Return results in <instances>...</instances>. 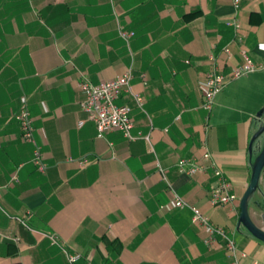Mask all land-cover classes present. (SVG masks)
<instances>
[{
	"label": "crops",
	"instance_id": "crops-1",
	"mask_svg": "<svg viewBox=\"0 0 264 264\" xmlns=\"http://www.w3.org/2000/svg\"><path fill=\"white\" fill-rule=\"evenodd\" d=\"M233 1L0 0V264H69L67 255L79 256L75 264H232L225 241L206 246L209 235L174 205L172 190L234 239L238 264H264V243L239 230L264 70L228 84L210 114L198 90L207 74L239 65L242 50L264 61V0H241L238 11ZM120 29L134 36L126 41ZM129 69L144 108L127 94L118 104L132 108L139 138H99L94 123L80 127L87 118L81 83ZM22 109L33 119L46 173L22 139L15 119ZM207 152L234 203L211 202L216 179ZM182 159L208 168L181 174ZM254 202L264 208V170ZM254 202L250 214L263 227Z\"/></svg>",
	"mask_w": 264,
	"mask_h": 264
},
{
	"label": "built area",
	"instance_id": "built-area-1",
	"mask_svg": "<svg viewBox=\"0 0 264 264\" xmlns=\"http://www.w3.org/2000/svg\"><path fill=\"white\" fill-rule=\"evenodd\" d=\"M233 2L235 10L238 11L240 9L241 0H234ZM229 25L234 27L235 31L238 32L240 26L237 22L233 21ZM120 36L128 41L134 36V33H128L120 29ZM237 38L241 41V38L238 36ZM224 53L228 60L232 59L233 54L229 46L224 49ZM240 55L242 59L241 63L231 68L228 73H222L216 69L207 74L198 83V90L203 98L201 108L207 113L210 114L213 111L217 97L228 84L249 74L264 70V61L255 63L246 50H242ZM132 79L133 73L131 69L114 80L104 81L99 84H93L85 79L81 83V89L85 94V98L81 103V108L83 112L86 113L87 118L82 120L79 126L82 127L86 122L94 123L99 138H103L112 132H121L127 140H137L139 137L134 136L132 133L134 129V122L131 115L132 108L128 105L118 104L120 96L122 94H127L133 98L135 105L143 110L144 100L142 96L134 93L132 89ZM15 119L20 125L23 141L34 145V165L38 168L39 172L46 173L47 164L44 161L41 148L35 140V128L30 112L27 109H22L15 116ZM146 139L148 140L149 138L147 137ZM203 160L213 169L216 179V183L211 191V202L218 206L234 203L238 198L232 192L231 183L226 178L222 169L212 160V156L208 152L203 155ZM207 168L208 166L205 164L187 159L180 160L177 165L178 172L188 176H194ZM159 169L164 181L169 184L165 171L160 166ZM14 181H16V178H14ZM172 192L174 205L180 209H189L192 212V223L199 226L209 235L208 239L205 240L206 246L211 247L216 237L222 238L226 243L228 252L234 257V262L232 264H238L239 254L234 239L228 236L223 228L213 225L208 216L199 208L186 202L174 190H172ZM52 241L54 244L56 243L54 238H52ZM245 256V254L241 255V257ZM67 258L69 264H75L79 260L78 255H67Z\"/></svg>",
	"mask_w": 264,
	"mask_h": 264
},
{
	"label": "water",
	"instance_id": "water-1",
	"mask_svg": "<svg viewBox=\"0 0 264 264\" xmlns=\"http://www.w3.org/2000/svg\"><path fill=\"white\" fill-rule=\"evenodd\" d=\"M256 118L259 119L260 125L249 145L251 180L240 200L239 230L242 228L250 236L264 243V208L259 202H254L255 196L260 190L264 170V108L257 113ZM258 143H261L259 147L256 146ZM253 202L257 208H262L263 227L258 226L252 219L250 205Z\"/></svg>",
	"mask_w": 264,
	"mask_h": 264
}]
</instances>
